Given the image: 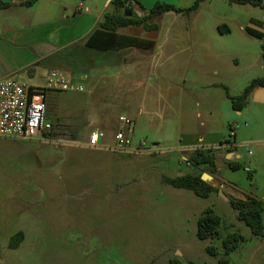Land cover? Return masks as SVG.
<instances>
[{"label": "rangeland", "instance_id": "1", "mask_svg": "<svg viewBox=\"0 0 264 264\" xmlns=\"http://www.w3.org/2000/svg\"><path fill=\"white\" fill-rule=\"evenodd\" d=\"M195 1L179 0L177 7ZM254 20L264 22L263 9L227 0L153 18L155 47L135 54L109 89L89 94L83 82L85 93L52 91L49 134L0 137V264H218L222 239L234 232L247 240L228 256L230 264H264V237L252 235L229 203L232 197L264 202V88L253 91L241 112L226 90L239 95L264 77L261 41L246 32H264ZM224 24L230 31L221 33ZM50 67L47 61L35 77L13 79L44 84ZM120 116L130 121L125 130L133 144L145 141L152 152L86 145L99 129L111 146ZM196 147L218 155L214 175L188 165ZM229 150L240 156L242 169L229 168ZM195 172L212 175L227 200L162 181ZM207 208L222 218L220 238L200 240L197 223ZM19 231L24 242L10 249ZM209 246L219 255H210Z\"/></svg>", "mask_w": 264, "mask_h": 264}, {"label": "crops", "instance_id": "2", "mask_svg": "<svg viewBox=\"0 0 264 264\" xmlns=\"http://www.w3.org/2000/svg\"><path fill=\"white\" fill-rule=\"evenodd\" d=\"M28 1L0 0L7 4L0 7V80L20 75L33 78L48 61L50 70L63 64L67 71L86 77L91 94L98 89H109L120 68L129 64L135 54L141 57V52H148L156 45L151 38L156 30L122 27L116 37L112 31L100 27L105 14L116 11L113 0H37L27 5ZM137 1L150 10L159 0ZM160 1L179 6V0ZM133 7L138 16L145 13L139 5ZM128 39L154 42V45L151 49L137 47ZM198 148L208 147L195 149ZM225 157L240 158L230 150Z\"/></svg>", "mask_w": 264, "mask_h": 264}, {"label": "trees", "instance_id": "3", "mask_svg": "<svg viewBox=\"0 0 264 264\" xmlns=\"http://www.w3.org/2000/svg\"><path fill=\"white\" fill-rule=\"evenodd\" d=\"M37 0H29L26 4L33 5ZM204 0H196L195 3L188 8H181L174 5L166 3H156L155 6L150 10H145L142 5L137 0H113V4L116 7L115 12H108L104 16V20L101 22L100 27L109 31H112L114 36L119 28L128 26L143 27L147 31L158 30L159 26L150 21L153 18L159 17L167 12H175L178 14H190L196 11L200 3ZM231 4L238 5H251L253 7H258L264 10V0H227ZM137 4L145 13L142 16H138L133 5ZM0 7H7V4L0 3ZM132 10V17H125V9ZM253 23L258 27H263L264 22L254 20ZM219 31L221 33L229 32V27L224 24L219 26ZM246 32L251 37H254L261 41L262 49L264 51V32L248 27ZM134 42V46L144 47L146 49H151L154 42H146L143 40L133 39L130 40ZM146 44V45H144ZM33 70V68H30ZM257 88H264V77L253 80L239 95H232L229 90H227V96L231 101L232 107L236 111H242L248 104V100ZM229 141H227L228 143ZM232 151V150H230ZM189 161L195 168L205 167L207 172L210 174H215L218 171L217 166V155L214 149L208 148H198L195 149ZM227 165L232 170L242 169V165L235 159L227 161ZM202 173H187L177 177L163 176L162 181L168 185H171L178 189H186L193 192L196 196L201 198H209L212 194L218 193L219 188L214 187L202 180ZM231 207L236 212L237 220L243 222L251 231L252 235L258 237H264V202L256 197H248L246 199H240L237 197H232L229 199ZM222 223V218L217 214L214 209L207 208L204 210L200 218L198 219V230L197 237L200 240H207L209 238H220L219 227ZM25 232L19 231L11 236L9 241L10 249H17L25 240ZM245 235L241 232H234L227 235L222 239V248L224 250L225 256L219 259L218 264H230L228 256L238 249V247L246 241ZM207 252L212 256H218L219 251L214 246L207 247ZM171 264H179L171 262Z\"/></svg>", "mask_w": 264, "mask_h": 264}, {"label": "built area", "instance_id": "4", "mask_svg": "<svg viewBox=\"0 0 264 264\" xmlns=\"http://www.w3.org/2000/svg\"><path fill=\"white\" fill-rule=\"evenodd\" d=\"M86 77H78L72 72L52 69L44 84H30L25 81L4 78L0 80V137L21 140L40 139L49 134L53 125L47 119L48 95L52 91L85 93L83 84ZM89 92V91H88ZM121 127L114 134L111 146L106 144L103 130L92 131L86 145L91 148H108L116 152H152L147 143L134 145L132 131L125 130L130 123L126 116H120ZM188 165L192 166L191 162ZM250 172V169H246Z\"/></svg>", "mask_w": 264, "mask_h": 264}, {"label": "water", "instance_id": "5", "mask_svg": "<svg viewBox=\"0 0 264 264\" xmlns=\"http://www.w3.org/2000/svg\"><path fill=\"white\" fill-rule=\"evenodd\" d=\"M124 16L125 17H132L133 16L132 10H128V8H126ZM201 178L206 183H208V184H210V185H212L214 187H217V184L214 182L215 178L212 175L204 173ZM219 194L222 195L227 200V197L225 196V194H224V192L222 190H219Z\"/></svg>", "mask_w": 264, "mask_h": 264}]
</instances>
